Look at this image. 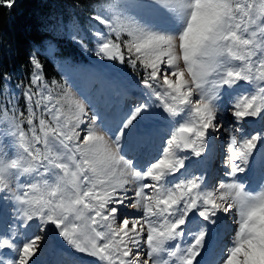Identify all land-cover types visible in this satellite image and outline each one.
<instances>
[{"label":"snow or ice","instance_id":"obj_1","mask_svg":"<svg viewBox=\"0 0 264 264\" xmlns=\"http://www.w3.org/2000/svg\"><path fill=\"white\" fill-rule=\"evenodd\" d=\"M85 3L107 102L0 77V264H264V0Z\"/></svg>","mask_w":264,"mask_h":264},{"label":"rangeland","instance_id":"obj_2","mask_svg":"<svg viewBox=\"0 0 264 264\" xmlns=\"http://www.w3.org/2000/svg\"><path fill=\"white\" fill-rule=\"evenodd\" d=\"M81 6L71 8L64 22H57L51 29V32L55 36V41H49L39 48L34 50L35 54L40 55L42 58L50 61L53 65L55 72L58 74L62 83L72 89L73 93L80 99L84 100L89 106L96 105L102 106L109 100V91L111 88L110 80L107 75L102 76L100 70L104 68V65L93 54L95 47L93 37L89 34L92 27L91 21L88 19V13L91 8L85 3V0H76ZM94 3V0H93ZM128 15L134 17L137 22L141 24H156L160 23L159 17H153L147 15L140 9H132ZM73 34L86 36L85 42L88 45L89 51H83L78 44H76L71 36ZM133 74L129 73L125 83H131ZM25 80L26 79H22ZM21 81V80H19ZM18 81V82H19ZM9 83V90H16V83ZM135 95V93H133ZM3 113H0V120H3ZM252 127H258L254 125ZM4 128L3 124H0V131ZM251 130V127L249 128ZM239 136V134L237 133ZM8 140L10 138H4ZM223 141L217 142V148ZM224 151H227V145L224 144ZM217 166L219 160L216 161ZM214 171L208 173L209 181L214 179ZM254 186L255 191H259V173H249L247 181ZM231 223V219L229 220ZM235 227V224H233ZM227 242V239L225 240ZM60 243V241H58ZM66 246V245H65ZM79 264H98L96 258L90 257L86 254H77ZM46 261L51 264L53 260L52 256L44 257Z\"/></svg>","mask_w":264,"mask_h":264},{"label":"trees","instance_id":"obj_3","mask_svg":"<svg viewBox=\"0 0 264 264\" xmlns=\"http://www.w3.org/2000/svg\"><path fill=\"white\" fill-rule=\"evenodd\" d=\"M76 4V0H16L10 12L0 9V77L9 74L11 83L26 79L35 48L55 41L51 29L57 22H64ZM35 55L46 79L62 83L52 63Z\"/></svg>","mask_w":264,"mask_h":264}]
</instances>
